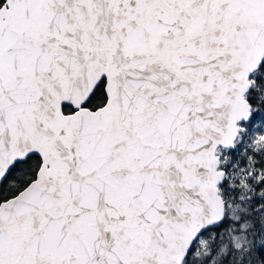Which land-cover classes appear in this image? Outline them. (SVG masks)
<instances>
[{
    "label": "snow or ice",
    "instance_id": "1",
    "mask_svg": "<svg viewBox=\"0 0 264 264\" xmlns=\"http://www.w3.org/2000/svg\"><path fill=\"white\" fill-rule=\"evenodd\" d=\"M0 264H264V0H0Z\"/></svg>",
    "mask_w": 264,
    "mask_h": 264
}]
</instances>
